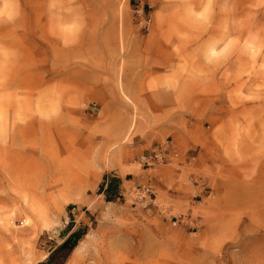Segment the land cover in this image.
<instances>
[{"label": "rangeland", "instance_id": "rangeland-1", "mask_svg": "<svg viewBox=\"0 0 264 264\" xmlns=\"http://www.w3.org/2000/svg\"><path fill=\"white\" fill-rule=\"evenodd\" d=\"M170 113L210 139L194 209L107 202ZM263 163L264 0H0V264H264Z\"/></svg>", "mask_w": 264, "mask_h": 264}, {"label": "crops", "instance_id": "crops-1", "mask_svg": "<svg viewBox=\"0 0 264 264\" xmlns=\"http://www.w3.org/2000/svg\"><path fill=\"white\" fill-rule=\"evenodd\" d=\"M121 80L124 90L128 92L129 77L123 74ZM145 80L141 82L140 77L135 78L137 91H130L131 98L135 100L142 98L146 101L154 99L153 92H146L141 87ZM167 118V125L163 128L144 135L129 147H121L109 152L98 175V181L115 177L119 181L121 194L127 193L134 185L154 187L157 193L150 208L153 212L165 209L190 214V210L195 207L193 199L198 192L193 184L194 179L180 170L191 168L197 172L203 169L210 139L205 134L202 121L191 120L181 113H170ZM166 138H170L173 151L180 158L179 160L177 158L176 162L181 165L141 168L139 164L141 157L152 145ZM262 165L263 168L264 163ZM127 169H132V172H127Z\"/></svg>", "mask_w": 264, "mask_h": 264}, {"label": "built area", "instance_id": "built-area-1", "mask_svg": "<svg viewBox=\"0 0 264 264\" xmlns=\"http://www.w3.org/2000/svg\"><path fill=\"white\" fill-rule=\"evenodd\" d=\"M137 13L140 15L142 13V9H137ZM150 18L144 21L148 23ZM148 25V24H147ZM176 157V154L173 151V147L167 139L159 144L153 146L147 154L141 157L142 166L151 169L157 168L163 165L172 164V161ZM131 198L143 208L148 206H153L155 201L154 192L149 186H141L133 188L131 192Z\"/></svg>", "mask_w": 264, "mask_h": 264}, {"label": "trees", "instance_id": "trees-1", "mask_svg": "<svg viewBox=\"0 0 264 264\" xmlns=\"http://www.w3.org/2000/svg\"><path fill=\"white\" fill-rule=\"evenodd\" d=\"M119 181L116 178H110L105 188L106 201L110 202L116 199H119ZM80 235L71 234L60 246V249L72 250L76 245Z\"/></svg>", "mask_w": 264, "mask_h": 264}]
</instances>
